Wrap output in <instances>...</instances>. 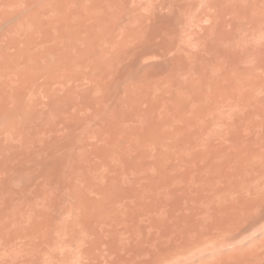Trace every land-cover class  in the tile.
Listing matches in <instances>:
<instances>
[{
	"label": "bare ground",
	"instance_id": "1",
	"mask_svg": "<svg viewBox=\"0 0 264 264\" xmlns=\"http://www.w3.org/2000/svg\"><path fill=\"white\" fill-rule=\"evenodd\" d=\"M0 2H3L0 6V81L3 84L0 85V122L11 127L18 123L19 117L30 121L38 115L35 109L39 106L34 109L35 103L32 105L31 102V96L39 93L32 88V84L34 86L40 80L37 75L51 76L55 82L59 79V84L83 79L92 83L95 78L88 77L89 70L94 68L98 73L96 69L99 68L101 80L97 73L95 76L100 80V100L106 99L104 102H109V106L98 104L102 111L99 108L96 116L109 111V117L120 114L123 122L144 118V121H164L166 125L174 122L175 127L172 126L173 134L166 133L163 137L159 133L150 134L147 141L152 146L156 143L155 148L160 141L163 147L149 148L150 144L142 147L143 150L147 148L143 151L146 163H132L133 159L129 157L131 164L122 160V165L116 162L114 167L115 164L96 167L98 172L84 175L83 181H77L76 175L71 177V174L70 179L75 178L76 184L69 181L68 188L73 185L70 193L68 189L63 190L69 195L60 191L61 196L59 193L57 196L56 188V196L51 193L54 196L35 197L28 202L25 197L26 209L1 212L0 264H264V225L257 226L259 229L253 227L257 223L261 225L260 221L264 219V0ZM11 18L15 21L10 22ZM3 21H9V24ZM33 61L45 64L41 66ZM1 71L7 76L2 77ZM12 73L21 78L23 85L31 83L28 90L34 92L28 91L32 93L27 97L30 101L25 96V86L14 88L18 80L12 82L13 86L11 82H5L16 78L10 76ZM8 75L11 79L7 80ZM114 77L116 81H112ZM41 79L43 82V77ZM38 85L41 91L42 84ZM53 85L50 83L49 86ZM50 92L55 94L49 89ZM121 92L128 95L124 102L126 106L117 102V105L110 104L123 95ZM68 93L64 97L67 98ZM66 98L65 101L74 99L72 96ZM145 98L150 101V108L146 110L141 105ZM60 102L59 105L62 100ZM113 104L117 106L115 116ZM48 110L45 109L47 113L53 109ZM108 116L106 118L110 119ZM79 119L81 122L79 116L74 117L75 122ZM82 119H85L84 115ZM115 121L108 122V127H113L111 122ZM175 121L178 124L183 121L185 126L187 122H194L195 132L199 127L205 133L189 134L183 122L177 131ZM29 123L24 125L37 130L38 125L35 128ZM73 126L70 127L75 130ZM191 129L194 131L193 127ZM34 134L37 135L36 131ZM76 135H67L61 141L65 148L60 155H56L59 149L53 148L52 153L47 150L43 153L42 146L35 155L25 151V159L32 160L33 165L25 167L28 163L25 161L26 164H22L25 168L14 174L12 182L18 187L16 189L26 188L40 174H52L56 166L64 172L69 170L73 157L70 150L81 141L78 142ZM50 144L51 141L47 147L56 143ZM7 149L9 151L10 147ZM114 149L108 151L121 152ZM128 152L125 158L120 157L143 156L140 150L137 156L135 152L133 155ZM7 153L8 156L4 155L9 157L10 152ZM79 157L83 159L86 153L82 151ZM143 159L141 157L139 161L145 162ZM43 189L45 191L46 187ZM36 195H40L39 192Z\"/></svg>",
	"mask_w": 264,
	"mask_h": 264
},
{
	"label": "rangeland",
	"instance_id": "2",
	"mask_svg": "<svg viewBox=\"0 0 264 264\" xmlns=\"http://www.w3.org/2000/svg\"><path fill=\"white\" fill-rule=\"evenodd\" d=\"M182 4H183V1H180ZM3 2H0V6H2L3 4H2ZM1 8V7H0ZM15 18V17H14ZM11 18L10 19V22H13V21H15V19H17V18ZM13 19V20H12ZM12 20V21H11ZM8 23H4V21L2 22V23H4V24H6V25H8L9 24V21H7ZM4 24H2V25H4ZM0 25H1V23H0ZM6 25L5 26H3V28H5L6 27ZM2 27V26H1ZM1 27H0V29H1ZM12 51H13V53L15 52V50L14 49H12ZM0 60H1V58H0ZM34 62V64H41V66H42V63L43 62H35V61H33ZM1 63V62H0ZM45 64V62L43 63V65ZM1 66V65H0ZM23 66V65H22ZM25 66V65H24ZM2 67V66H1ZM38 67H40V65H38ZM35 68H36V65H35ZM2 69V68H1ZM0 69V70H1ZM91 69L92 68H90V70L87 68V72H88V70H89V74H88V77L89 76H94V80H96L95 81V83H94V80L93 79H90L89 81H91V80H93V82L92 83H89L88 82V80L87 81H84V79L83 80H81L80 82H73V80H70V81H68L70 84H67V82H62V84H63V86L65 85L66 87H63V86H60V85H62V84H59V83H61V81L58 79L57 80V82H58V84L59 85H57V82H55L56 80L55 79H53L54 81H52V77L50 76L49 78H48V76H38L37 75V79L39 80V82H38V84H40V86H41V84H42V90L40 91L38 88H37V86L36 85H38L37 83H34V86H33V84H32V88L34 89V90H36V92L38 91L39 93H37L38 95H36L35 96V94L33 95V96H31L32 97V99L35 101V102H33V100H31V99H29V98H27V97H29L33 92L32 91H30V90H28V88H30L29 87V85H31V83H27V85L28 86H25V85H23L22 84V82H21V78H19L17 75H15V74H13V75H10V76H15L14 78L15 79H13V80H15V81H13L10 77H9V75H8V77L9 78H7L6 76V73L4 72V71H6V70H4V67H3V70L4 71H1V76L3 77V75H6L5 77L7 78V80L8 79H11L10 81H5V82H11V84H12V82H13V84H14V82L16 83L17 82V80H18V83H16V84H14V88H18V86L20 87V85H23V86H25V96H26V98H27V100L29 99V101L31 100V102H32V105L35 103V105H34V109H35V107H37V106H39V108L37 107V110L35 109V111L36 112H38V115L37 116H35V117H33L32 119L33 120H30V121H25L22 117V119H20V117H19V119L17 120V122L19 123H16L15 125H13V126H11V127H9V125L6 123V122H0V155H2V158H1V156H0V163H2V165L0 166V175H4V174H6V175H4L3 176V178H0V183L2 182V184L0 185V197H1V195L3 196V198L1 197L0 198V213L2 212V213H10V212H18V211H20L22 208H24V209H26V206H28L27 205V200L29 199H32V198H35V197H38V198H40L41 196L42 197H52V196H54V194L56 193L55 191H57V189H58V191H57V196H61V193L63 194L64 193V191L66 190V189H68V191H69V193H70V191H71V186L73 187V182H75V184H76V181H74V179L75 178H71L70 179V175L72 174V176L71 177H73L74 175H76V176H74V177H76V178H78L77 179V181L79 180V181H83L84 179H85V176H87V174L89 173V175H91V174H95V173H97L98 172V169L97 168H103V167H107V166H111V165H113V164H115V165H113V167L114 166H116V162L119 164L120 162L122 163V160H123V162H125V160L126 161H129V160H132L133 159V161H131L132 163H135L136 161H138V162H140V163H146V161H147V157L146 156H144V154H143V151L145 150V149H147V148H144V150H143V148L142 147H146L145 145H147L148 147H149V141H147V140H149L148 138L150 137V134H158L159 136H161V137H163L164 136V134H173V131L175 132V129H173V127H174V122H170L171 124L170 125H166L165 123H163L164 121H162V122H160L159 123V120L156 122L154 119V121H152L151 122V119H148V121L146 120V121H144L143 119H137V121L136 120H134V119H129L128 120V122L126 121V122H123V121H125V120H123L122 121V117L120 116V114L119 115H117V116H115L117 113H114V109H115V111H116V109H117V104H121L120 106H124L125 104H124V102H127V98H128V95H127V93L125 94L127 97H125V95H124V93L125 92H121L120 94H123V95H119V96H117V98L114 100V102L112 101L110 104H112V103H114V104H116V102H117V104L116 105H114L115 106V108L113 107V105H112V107H113V113H114V116L115 117H113L112 118V116H111V114H110V117L108 116L109 115V111H106V113H107V116L110 118V119H108V118H106L107 116H105L106 115V113L104 112L103 114H101L102 116H96V115H98L96 112H98L100 109H101V107H99L100 105H102V104H105V105H108L109 104V102H108V104L107 103H105L104 101L106 100H104L103 102L101 101L102 99H101V96H102V93L99 91L98 92V88H99V86H100V80H101V77H100V70H99V68H97L96 69V71H98V73L97 72H95V70H94V68L92 69V70H94V72L95 73H93L92 71H91ZM22 70H23V68H22ZM3 72L5 73V74H3ZM96 73L99 75L98 77H100L99 79H98V77L96 78ZM39 74V73H38ZM93 74V75H92ZM39 75H41V74H39ZM96 75V76H95ZM41 77H43V82L41 81L42 79H41ZM93 78V77H92ZM116 77H114V78H112V81H116V79H115ZM45 79V80H44ZM86 79V78H85ZM88 79V78H87ZM114 79V80H113ZM2 80H3V78H2ZM6 80V79H5ZM98 80V81H97ZM23 81V80H22ZM46 81H50L49 83L48 82H46ZM72 81V82H71ZM1 82V81H0ZM5 82L3 81V83H4V85H5ZM25 82V81H24ZM46 82V83H45ZM83 82V83H82ZM85 82H87V83H85ZM50 83L51 84H54L52 87H54V88H57L58 89V87L60 88V89H63V90H61V91H63L64 93H61V91H60V89H58V90H56L55 91V89L54 88H52L51 86H49L50 85ZM73 83V84H72ZM83 84L82 86L81 85H79V84ZM85 83V84H84ZM2 84V82L0 83V85ZM8 84V83H7ZM13 84L11 85V86H13ZM25 84V83H24ZM46 84H48L47 86V88H49L50 89V91H54L53 93H55L54 95H55V98H54V95L51 93V94H49L48 93V91H49V89H48V91H47V88H45L46 87V85L44 86V85ZM74 84L77 86V87H75L74 86ZM90 84H92L93 86H91L90 88H87ZM3 85V84H2ZM8 85H10V84H8ZM16 85H18V86H16ZM70 85V86H69ZM80 87H79V86ZM85 85H86V87H85ZM95 85V86H94ZM98 87H97V86ZM44 86V87H43ZM38 87H39V85H38ZM62 87V88H61ZM70 87H71V89H70ZM73 87V88H72ZM32 88H31V90H32ZM36 88V89H35ZM66 88V89H65ZM69 88V89H68ZM88 90H86V89ZM43 89H45L44 91H45V94H44V91H43ZM77 89V90H76ZM79 89V90H78ZM80 89H81V91H83V92H81L80 91ZM95 89V90H94ZM65 90H67V91H65ZM97 90V91H96ZM28 91H30V92H32L31 94L30 93H28ZM42 91H43V94L41 95V97H40V94L42 93ZM26 92H27V94L28 95H26ZM35 92V93H36ZM58 92L59 93H61L60 95L58 94ZM69 92V93H68ZM90 92H91V94H90ZM100 93L99 95H97L98 93ZM65 93H68L67 94V98H68V96H69V98L71 99V96L75 99H71L72 100V102H73V104H72V102H71V100H69V99H67L66 97H64L65 96ZM72 93V94H71ZM30 94V95H29ZM59 95V98H58V95ZM88 94V95H87ZM45 95H47L48 96V100H46L47 99V96H45ZM53 95V96H52ZM63 95V96H62ZM94 95H97V98H94L95 96ZM60 96H62L61 98H60ZM98 96H100L99 97V99H98ZM35 97H36V99L37 100H35ZM51 97V98H50ZM64 97V98H63ZM77 97V98H76ZM43 98H45V99H43ZM65 98L68 100V101H70V103H67V100L65 101ZM50 99H52V101H53V99H55L54 101L55 102H57V104L55 105V102L53 101V102H51V100ZM64 99V100H63ZM90 99H92V100H90ZM101 99V100H100ZM119 99V100H118ZM122 99V101L120 102V100ZM124 99V100H123ZM41 100H43V101H41ZM60 100H62V104L61 105H59L61 102H60ZM90 100V101H89ZM144 101H142V102H144V103H142L141 102V105L143 104L144 105V109L146 110V109H149L150 108V101L147 99V98H145V99H143ZM65 101V102H64ZM76 101V102H75ZM98 101H100V102H98ZM36 102H38L37 104H36ZM47 102V104H45L44 105V103H46ZM83 104H82V103ZM85 102V103H84ZM91 102H93L92 103V105H91ZM52 103V104H51ZM66 103V104H65ZM69 104V105H68ZM90 104V105H89ZM95 104V105H94ZM98 104H100L99 106H98ZM149 104V105H148ZM48 105V106H47ZM50 105V106H49ZM74 107V108H72V106ZM81 105H85V107H83V106H81ZM118 105V106H119ZM128 105V104H127ZM142 105V106H143ZM66 106V107H65ZM68 106H69V108H68ZM109 106V105H108ZM126 106V105H125ZM141 106V107H142ZM13 107V106H12ZM63 107V108H62ZM79 107H81V108H79ZM96 108V109H94V108ZM98 107V108H97ZM149 107V108H148ZM15 108V107H14ZM59 109V111H56V109ZM77 108H79V109H77ZM100 108V109H99ZM16 109V108H15ZM45 109L47 110V109H49V110H52V111H49L48 113H47V111H45ZM55 109V110H54ZM75 109V110H74ZM84 109V110H83ZM87 109H89L90 110V112H88L89 110H87ZM112 109V108H111ZM110 109V111H112ZM142 109H143V107H142ZM73 110V111H72ZM87 110V111H86ZM94 110V111H93ZM53 111H54V113L55 114H53ZM85 111V112H84ZM101 111H102V109H101ZM103 111H104V109H103ZM44 112H46V113H44ZM60 112V113H59ZM68 112V113H67ZM82 113V115H81V113ZM117 112V111H116ZM74 113V114H73ZM80 113V114H79ZM95 113V114H94ZM113 113H112V115H113ZM60 116H59V115ZM73 114V115H72ZM45 115V116H44ZM74 115H77V116H79V118H81V122L82 121H84V123H81L80 122V119H79V121H77V122H75L74 121V117H77V116H74ZM81 115V116H80ZM83 115H84V118L85 119H82V117H83ZM88 115V116H87ZM49 116H51V117H49ZM53 116V117H52ZM73 116V117H72ZM104 116V117H103ZM119 116H120V118H119ZM69 117H72V120H70L69 119ZM100 117H102V118H100ZM118 117V118H117ZM39 118V119H38ZM42 118H44V119H42ZM105 118V119H104ZM115 118H117V122L115 121ZM39 120V122H38V120ZM45 119H47V120H45ZM64 119H65V121H64ZM68 119L70 120V121H68ZM93 119V120H92ZM104 119V120H103ZM112 119V120H111ZM114 119V120H113ZM19 120H21L20 122H19ZM35 120V121H34ZM41 120H43V123L42 122H40ZM57 120V121H56ZM109 120V121H108ZM131 120V121H130ZM139 120H142V121H139ZM45 121H47V123L45 122ZM49 121V122H48ZM60 121V122H59ZM69 122V123H66V122ZM103 121V122H102ZM107 122V123H105V122ZM110 121H115V122H111L112 124H113V127L112 126H109L108 127V125H110V124H108V122H110ZM120 121H122V122H120ZM21 122H22V124H21ZM27 122H30L29 124H31V126H34L35 128H36V126L38 127V128H36L37 130H35L34 128H32V130H31V127H26V125H27ZM145 122H148V123H145ZM155 122H156V125H155ZM179 122V124L175 121V124L177 123V125L178 126H176L177 128H178V130H177V128H176V130L177 131H179V129L182 127V123L180 124V122H183V121H178ZM26 123V125H24ZM71 123V124H70ZM73 123V124H72ZM74 123H75V125H74ZM102 123H103V126H102ZM122 123V124H121ZM128 123V124H127ZM134 123V124H133ZM137 123V124H136ZM159 123V124H158ZM28 124V126H30ZM48 124V125H47ZM66 124L68 125V126H66ZM111 124V125H112ZM127 124V125H126ZM131 124V125H130ZM151 124H152V126H151ZM162 124H163V127H162ZM183 126H185V123L183 122ZM196 123H192V122H187L186 123V128H185V131H187V133L189 132V134H200V132H201V134H203V133H205L202 129H200L199 127L198 128H196L197 129V133L195 132V127H197L196 125H195ZM1 125H2V127L4 128V130H3V128H1ZM74 125V126H73ZM123 125V126H122ZM153 125H155V126H153ZM19 127L18 128V130L16 129V127ZM51 126V127H50ZM70 126H73V127H76L75 128V130H74V128H71ZM87 126V127H86ZM125 126V127H124ZM142 126V127H141ZM143 126H144V128H143ZM150 126L152 127V128H150ZM158 126V127H157ZM173 126V127H172ZM24 127V128H23ZM116 127V128H115ZM122 127H124V128H122ZM130 127L132 128V129H130ZM134 127V128H133ZM170 128V129H168L167 130V128ZM190 127L192 128H194V131H193V129H191L190 130ZM7 128V129H6ZM46 128V129H45ZM96 128V129H95ZM105 128V129H104ZM138 128V129H137ZM140 128V129H139ZM175 128V127H174ZM19 129H20V131H19ZM36 131V133H37V135L36 134H34L35 133V131ZM137 130L138 132H141V131H143V132H145V130H146V132H145V134H143V132L140 134V133H138V132H136L135 133V131L134 130ZM150 131H149V130ZM10 130H12V132L10 131ZM15 130V131H14ZM30 131V133H27V132H29ZM39 130H42V131H40L39 132ZM127 130H129V131H127ZM131 130V131H130ZM139 130H141V131H139ZM160 130H161V132H160ZM189 130V131H188ZM6 131H7V133H6ZM10 133H9V132ZM21 131H22V133H21ZM23 131H24V133H23ZM25 131H26V133H25ZM133 131V132H132ZM153 131V132H152ZM162 131H163V134H162ZM169 131V132H168ZM202 131H203V133H202ZM20 132V133H19ZM62 132V133H61ZM72 132V133H71ZM113 132V133H112ZM193 132H195V133H193ZM18 133H19V135H18ZM116 133V134H115ZM117 133H118V135H117ZM186 133V132H185ZM3 134V135H2ZM16 136H15V135ZM38 134H40L39 136H38ZM47 134H48V136H47ZM76 135V134H78V135H76L77 136V139H78V142H79V140L81 139V141L79 142V143H76L75 144V146H74V149H72V150H70V152L72 153V160L69 162V165H68V168H69V170H66V169H64V170H66V172H64V171H62L63 169H61L60 167H58V166H56L55 168H54V173L52 172V174H40V175H38L37 176V180L36 179H34V181H32L31 182V184H29L26 188H24V189H22V187H19V190L18 189H16V187L17 186H15L14 185V183L12 182L13 181V179H14V176H16V175H14L16 172H17V170H19L17 173H19L21 170L20 169H22V167L23 168H25V167H27L29 164V166H32L33 165V163H32V160L30 161V160H28V159H25L26 158V154L27 153H29V154H34L35 155V153L36 152H40L41 150V152H43V153H45L46 152V150H47V152L49 151H51V149L53 148V149H59V151H56L57 152V154L56 155H60L59 153H60V151H63L64 150V144H60V143H62L61 141H64L65 140V138H67L68 136L67 135ZM90 134V135H89ZM102 134H104L103 136H104V138L102 139L101 138V136H102ZM112 134V135H111ZM124 134V135H123ZM146 134H149V135H147L146 137H144ZM10 135V136H9ZM13 135V136H12ZM23 135H24V137H23ZM27 135V136H26ZM30 135V136H29ZM34 135V136H33ZM42 135H44V136H42ZM92 135V138L90 137ZM93 135H95V136H93ZM129 135V136H128ZM63 136V137H62ZM67 136V137H66ZM81 138H80V137ZM110 136V137H109ZM123 136V137H122ZM44 137V138H43ZM60 137V138H59ZM62 137V138H61ZM113 139H112V138ZM126 137V138H125ZM7 140L6 141V143H5V139ZM9 138V139H8ZM22 138V139H21ZM24 138V139H23ZM46 138H48L50 141H51V143L52 144H50V146L51 145H54L55 143V145L54 146H52V147H47V146H49V142L50 141H48V139H46ZM51 138V139H50ZM57 138V139H56ZM99 138V139H98ZM100 138L102 139V140H100ZM108 138V139H107ZM123 138V139H122ZM146 140H145V139ZM40 139V140H39ZM42 139H44V140H42ZM130 139V140H129ZM138 139V140H137ZM146 141V142H148V143H146L144 140ZM16 140H18V142H16ZM20 140H22V141H20ZM25 140V141H24ZM38 140V141H37ZM55 141V143H54V141ZM106 142H105V141ZM111 140V141H110ZM161 140V139H160ZM1 141H3V142H1ZM13 141L16 143L15 145H14V143H13ZM30 141H32V143L30 142ZM44 141V142H43ZM48 141V142H47ZM101 141V142H100ZM108 141V142H107ZM113 141V142H112ZM129 141V142H128ZM23 142H25V143H23ZM39 142V143H38ZM46 142V143H45ZM19 145H18V144ZM33 143H35V146H34V144ZM41 143V144H40ZM43 143V144H42ZM45 143V144H44ZM48 143V144H47ZM82 143V144H81ZM99 143V144H98ZM105 143H107L106 145H105ZM119 143V144H118ZM160 143V144H159ZM10 144H12V145H10ZM20 144L22 145V146H20ZM23 144H24V146H23ZM32 145V146H29V145ZM47 144V145H46ZM57 144H59V145H57ZM81 144V145H80ZM90 144V145H89ZM93 144V145H92ZM110 146H109V145ZM128 144V145H127ZM156 144V143H155ZM154 144V146H152L151 144H150V147L149 148H155V145ZM157 144H159V146L161 145L162 146V143L160 142V141H158L157 142ZM63 145V146H62ZM126 145V146H125ZM4 146H5V148H4ZM41 146H42V148H41ZM62 146V147H61ZM78 146V147H77ZM94 146V147H93ZM103 146H105V147H103ZM106 146H107V148H106ZM135 146V147H134ZM159 146H157V148L159 147ZM3 147V148H2ZM7 147L9 148L10 147V149H9V151H8V149H7ZM15 147H17V149H22L23 150V152L21 151V150H17V149H15ZM20 147V148H19ZM29 147H31V148H29ZM34 147H36V148H33ZM44 147H47V149H44ZM96 147V148H95ZM99 149H98V148ZM116 147V148H115ZM126 147V148H125ZM128 147V148H127ZM139 147H141V149L139 148ZM163 147V146H162ZM40 148H41V150H40ZM79 148V149H78ZM88 148H90L89 150H88ZM106 148V149H105ZM111 148V149H110ZM115 148V149H117V153H118V151H124V150H126L127 152H128V150H130V152H132V155L134 154V152L135 153H137V152H139V150L142 152L141 154H143V156H141L142 157V159L145 161V162H143V161H139V159L141 158H139V156H137L138 154H140V153H137L136 154V156L138 157H133V156H129V155H127L126 157H128L127 159H122L121 157L123 156V158H125L124 156L127 154V152H125V153H121V152H119L118 154H113V153H111V152H113V149ZM131 148V149H130ZM136 148H139V150L138 149H136ZM148 148V149H149ZM157 148H155V149H157ZM161 148V147H160ZM27 149V150H26ZM29 149V150H28ZM61 149V150H60ZM92 149V150H91ZM98 149L99 151L98 152H96V150ZM102 149H105L106 151H108V150H110L111 152H106L105 150L102 152ZM115 149H114V151H115ZM136 149V150H135ZM162 149V148H161ZM5 150V151H4ZM6 150H7V152H12L11 154L9 153V157H7L8 155V153L6 152ZM14 150V151H13ZM17 150V153L15 152ZM36 150V151H35ZM18 151L19 152H21L22 153V155H21V153H18ZM27 153H26V152ZM82 151H84L85 153H86V157H84L83 159L82 158H80L79 157V155H81V152ZM90 151L91 152H93V153H90ZM102 152V154H101V152ZM4 152V153H3ZM35 152V153H34ZM46 152V153H47ZM76 152V153H75ZM88 152V153H87ZM95 152V153H94ZM116 152V151H115ZM114 152V153H115ZM130 152H128V154H130L131 155V153ZM2 153V154H1ZM15 155H14V154ZM26 153V154H25ZM50 153H52V152H50ZM49 153V154H50ZM4 154H6V155H4ZM13 154V155H12ZM78 154V155H77ZM107 154L109 155L110 154V156L109 157H107ZM111 154H112V156H111ZM122 154V155H121ZM19 155V156H18ZM24 155V156H23ZM89 155V156H88ZM93 155H94V157H93ZM98 155V156H97ZM104 157H103V156ZM5 156H6V158H5ZM17 156V157H16ZM21 156V157H20ZM106 156V157H105ZM116 156H119V157H116ZM121 156V157H120ZM14 157H16L17 159L18 158H21V160L19 159V160H17L16 158H14ZM24 157V158H23ZM79 157V158H78ZM90 157H91V159H90ZM132 158V159H130V158ZM146 157V158H145ZM11 158V159H10ZM14 158V159H13ZM24 160H23V159ZM103 158V159H102ZM119 158H121V161H120V159ZM138 160H137V159ZM4 159V160H3ZM73 159H76V160H73ZM82 159V160H81ZM115 159H117V160H115ZM129 159V160H128ZM2 160V161H1ZM13 160V161H12ZM17 160V161H16ZM89 160H91V162L89 161ZM11 161V162H10ZM15 161V162H14ZM23 161V163H20V162H22ZM28 162L27 164H26V162ZM92 161H93V163H92ZM110 161V162H109ZM113 161V162H112ZM5 162H8L7 164L5 163ZM18 162V163H17ZM73 162H75L74 164H73ZM130 162V161H129ZM128 162V163H129ZM131 162H130V164H131ZM12 163V164H11ZM71 163V164H70ZM82 163V164H81ZM105 163H108V164H105ZM120 163V165H122V164H124V163H122L121 164ZM128 163H126L125 162V164H128ZM5 164H6V166L8 167H6L5 168ZM11 164V165H10ZM22 164H26V166L24 167V165H22ZM84 164H86V165H84ZM105 164V165H104ZM19 165H20V167H19ZM72 165V166H71ZM74 165H75V167H74ZM88 165L89 166H91V167H88ZM16 166V167H15ZM94 166V167H93ZM119 166V165H118ZM19 169H18V168ZM72 167H73V170H72ZM87 167V168H86ZM97 167V168H96ZM1 168H5L4 170H2ZM17 168V169H16ZM59 168V169H58ZM71 168V169H70ZM93 168V169H92ZM95 168V169H94ZM6 169H7V171H6ZM14 169V170H13ZM61 169V170H60ZM74 169H75V171H74ZM2 170V171H1ZM11 170H13V171H11ZM73 171V172H72ZM77 171V172H76ZM5 172V173H4ZM13 172V173H12ZM62 172H64V173H66L65 175H64V173H62ZM79 172V173H78ZM4 173V174H3ZM9 173V175H7ZM13 174V175H12ZM54 174V175H53ZM74 174V175H73ZM83 176H82V175ZM56 175H57V177H56ZM61 175V176H60ZM85 175V176H84ZM2 176H0V177H2ZM51 176V178L52 179H50L49 177ZM66 176H67V178H66ZM81 176V177H80ZM5 177V178H4ZM40 177V178H39ZM45 177H48V178H46V181H45ZM58 178V179H56V178ZM13 178V179H12ZM44 180V181H42V179ZM59 178H61V179H59ZM4 179V180H3ZM7 179V180H6ZM9 179V180H8ZM41 179V180H40ZM70 179V180H69ZM36 180V181H35ZM61 180H62V183H61ZM50 181V182H49ZM57 181H59V183H57ZM69 181H72L71 183L73 184V185H71V186H69L70 188H68V184L70 183ZM35 182V183H34ZM41 182V183H40ZM53 182V183H52ZM57 183V185H55L54 183ZM5 183H6V185H5ZM43 183L45 184V185H43ZM51 183V184H50ZM62 184V186H61V184ZM65 183H67V184H65ZM70 183V184H71ZM8 184V185H7ZM43 185V187H42V185ZM50 184V185H49ZM54 184V185H53ZM58 184H59V186H58ZM64 184V185H63ZM69 184V185H70ZM41 185V186H40ZM53 185V186H52ZM67 186V188H66V186ZM6 186H8L9 188H7ZM11 186V187H10ZM12 186H14V188L12 187ZM49 186V187H48ZM53 188H55V189H53ZM44 187H46V189H45V191H44ZM61 188V190H60V188ZM12 188H13V190H14V192H13V190H12ZM18 188V187H17ZM41 188V189H40ZM47 188H49V189H47ZM57 188V189H56ZM9 189V190H8ZM23 190V191H21V190ZM27 189H28V191H27ZM39 189V190H38ZM51 189H53V191L51 192ZM65 189V190H64ZM15 190H17V192L15 191ZM47 190L49 191V193L47 192ZM64 190V191H63ZM7 191H9V192H7ZM42 191H44V192H42ZM61 191V193H59ZM68 191L66 192L68 195H69V193H68ZM14 193V195H13V193ZM20 192H21V194H20ZM30 192V195H31V197H30V195H26V194H28ZM38 192H39V194L40 195H36V194H38ZM41 192V193H40ZM17 193V194H16ZM23 193V194H22ZM25 193V194H24ZM42 193H44L43 195H42ZM46 193H48L47 195H46ZM51 193H54V194H51ZM58 193H59V195H58ZM66 193H64V194H66ZM10 194V195H9ZM15 194H16V196L17 197H15ZM34 194H35V196H34ZM51 194V195H50ZM56 194H55V196H56ZM24 195V196H23ZM33 195V196H32ZM50 195V196H49ZM10 196H13V198H11ZM18 196H19V198H18ZM25 197H26V199H25ZM14 198H16L15 200H14ZM23 198V199H22ZM24 199L27 201H24ZM17 200V201H16ZM20 200V201H19ZM11 201V202H10ZM24 201V202H23ZM14 204H13V203ZM16 202H17V204H16ZM3 203V205L1 206V204ZM20 203V204H19ZM10 204V205H9ZM22 204V205H21ZM23 204H24V207H23ZM2 207V208H1ZM4 210V211H3ZM260 223H261V225L259 224V223H257L256 225H254L253 227H256V228H258V227H261L262 226V224L264 225V219L263 220H261L260 221ZM258 226V227H257ZM263 227V226H262ZM255 228V229H256ZM259 229V228H258Z\"/></svg>",
	"mask_w": 264,
	"mask_h": 264
}]
</instances>
